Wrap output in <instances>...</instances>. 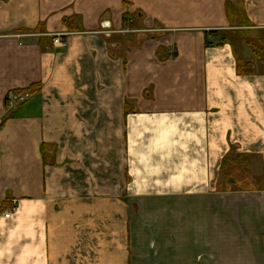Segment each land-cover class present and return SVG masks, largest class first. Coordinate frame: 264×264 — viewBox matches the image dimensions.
<instances>
[{
	"label": "crops",
	"instance_id": "1",
	"mask_svg": "<svg viewBox=\"0 0 264 264\" xmlns=\"http://www.w3.org/2000/svg\"><path fill=\"white\" fill-rule=\"evenodd\" d=\"M247 37L264 0H0V264H264Z\"/></svg>",
	"mask_w": 264,
	"mask_h": 264
},
{
	"label": "built area",
	"instance_id": "2",
	"mask_svg": "<svg viewBox=\"0 0 264 264\" xmlns=\"http://www.w3.org/2000/svg\"><path fill=\"white\" fill-rule=\"evenodd\" d=\"M53 42L56 47L65 48L67 46L66 35L57 34L53 36ZM32 97V94L29 91H25L23 93H10L7 96V104L12 106L15 102L20 104H24L29 101ZM17 211V207H14L11 211L5 214L6 218H10Z\"/></svg>",
	"mask_w": 264,
	"mask_h": 264
},
{
	"label": "rangeland",
	"instance_id": "3",
	"mask_svg": "<svg viewBox=\"0 0 264 264\" xmlns=\"http://www.w3.org/2000/svg\"><path fill=\"white\" fill-rule=\"evenodd\" d=\"M254 38H246L245 40H244V42L245 41H251V42H254V44L258 47V48H260V49H262V48H264V38H262L261 39V37H258V38H256V39H254ZM263 51V56H264V49H262Z\"/></svg>",
	"mask_w": 264,
	"mask_h": 264
},
{
	"label": "trees",
	"instance_id": "4",
	"mask_svg": "<svg viewBox=\"0 0 264 264\" xmlns=\"http://www.w3.org/2000/svg\"><path fill=\"white\" fill-rule=\"evenodd\" d=\"M248 45H250L251 47H253L254 49H255V54L258 56V57H262V49H264V48H262V49H260V48H258L255 44H254V42H251V41H245ZM23 92H25V91H21V92H18V93H23ZM30 92V91H29ZM31 93V92H30ZM32 94V93H31Z\"/></svg>",
	"mask_w": 264,
	"mask_h": 264
}]
</instances>
